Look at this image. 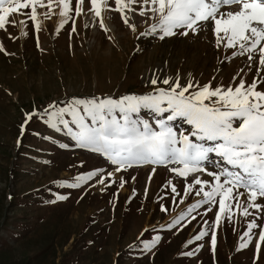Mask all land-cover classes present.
I'll return each instance as SVG.
<instances>
[{
  "label": "rangeland",
  "instance_id": "374dc122",
  "mask_svg": "<svg viewBox=\"0 0 264 264\" xmlns=\"http://www.w3.org/2000/svg\"><path fill=\"white\" fill-rule=\"evenodd\" d=\"M30 11L22 9L12 15L14 24L6 20L0 29L4 49L0 51V264H264V241H260L256 258L259 229H253L248 248L235 251L251 219L264 227V213L251 210L254 215L245 218L242 209L233 207L230 220L222 214L216 222L217 199L215 204L200 205L172 228L160 227L200 198L195 191L184 193L191 178H177L170 166L157 165L133 166L109 177L114 166L98 154L76 148L63 129L48 128L39 115L49 104L63 106L72 98H119L167 87L149 83L157 70L163 76L179 74L184 83L191 73L200 85L211 81L213 88L235 86L239 80L232 81V76L245 67L244 58L222 63L225 52L209 43L211 36L207 40L191 35L164 41L137 38L147 27L139 16L132 21L137 27L134 33L119 13H111L116 31L106 33L96 21L85 27L89 17L73 12L57 32L55 6L50 19L38 17L39 31L26 15ZM21 20L25 21L23 28ZM22 30L27 35H21ZM254 74L247 73L248 83ZM34 109L38 116L25 125L21 135L20 125ZM141 116L154 123L150 111L143 110ZM46 135L56 143L44 140ZM60 143L70 146L62 149ZM97 168L103 171L79 187L68 186L76 182L77 175ZM99 179L104 183H98ZM201 179H208L207 174ZM169 180L172 184H167ZM61 181L67 184L61 185ZM173 186L177 192H172ZM198 188L193 185L194 190ZM56 195L68 198L49 203ZM214 227L217 246L213 254ZM201 230L209 235L188 244ZM155 235L161 240L144 252L142 241ZM200 245L203 247L193 256L180 255Z\"/></svg>",
  "mask_w": 264,
  "mask_h": 264
},
{
  "label": "snow or ice",
  "instance_id": "6c2138e0",
  "mask_svg": "<svg viewBox=\"0 0 264 264\" xmlns=\"http://www.w3.org/2000/svg\"><path fill=\"white\" fill-rule=\"evenodd\" d=\"M54 6L61 18L57 32L69 22V14L74 12L76 16L89 17L85 27L96 21L107 33L110 29L106 21H111L110 14L115 12L134 33L137 31L132 22L135 16L147 24L137 38L152 37L164 41L191 35L207 40L211 36L209 43L225 52L222 63L244 58L245 67L232 76V81L239 80L235 86L230 83L227 87L220 84L213 88L211 81L200 85L191 73L184 83L179 74L163 76L157 70L152 73L149 83L167 87L157 86L145 94H126L119 98H72L63 106L49 104L39 115L44 117L48 128L56 132L63 129L76 148L98 154L114 166L113 171L107 173L109 177L133 166L157 165L170 166L169 171L177 178L185 181L191 178L192 182L184 185V193L188 195L195 191L200 198L169 224L160 227L172 228L200 205L215 204L217 199L216 222L221 220L222 214L230 220L233 207L242 209L245 218L254 215L251 210L264 213V203L259 202L264 199V90L260 89L264 85V0H0V29L5 27L6 20L15 23L11 21L12 15L30 9V14L26 15L39 31L41 21L38 17L43 15L50 19ZM38 8L45 11L38 13ZM19 23L23 28L25 21ZM75 31L73 21L72 32ZM21 35L27 33L22 30ZM3 50L0 44V51ZM229 50L230 55L227 54ZM253 71L255 74L248 83L247 73ZM143 110L153 114L154 123L142 118ZM37 116L35 109L26 114L20 125L21 135L26 132L25 125ZM43 139L56 143L50 135ZM20 144L18 138L17 146ZM69 146L68 143L59 144L62 149ZM102 171L97 168L81 173L75 177L76 182L68 186L79 187L81 182ZM155 171L153 168L152 172ZM204 173L208 179H201ZM60 183L64 185L67 181ZM98 183L103 184L104 180L99 179ZM193 185L199 188L194 190ZM172 192H177L175 186ZM67 198L56 195L49 203ZM162 210H165L163 206ZM207 210L212 211L211 208ZM247 229L235 251L248 248L253 229H259L255 249L258 258L260 241H264V227L257 219H251ZM208 235V231L201 230L187 243L200 241ZM244 237L248 239L244 240ZM160 240L159 235L143 240V251H148ZM210 243L214 254L217 246L215 227L211 230ZM202 247L180 255L191 257Z\"/></svg>",
  "mask_w": 264,
  "mask_h": 264
},
{
  "label": "bare ground",
  "instance_id": "6f19581e",
  "mask_svg": "<svg viewBox=\"0 0 264 264\" xmlns=\"http://www.w3.org/2000/svg\"><path fill=\"white\" fill-rule=\"evenodd\" d=\"M60 19H61V18L59 17V19H58V23H59ZM106 23L108 24L109 29H110L112 32L116 31V30H115L116 27H115V25L113 24L112 21H106Z\"/></svg>",
  "mask_w": 264,
  "mask_h": 264
}]
</instances>
